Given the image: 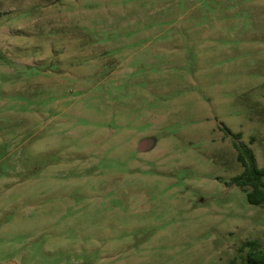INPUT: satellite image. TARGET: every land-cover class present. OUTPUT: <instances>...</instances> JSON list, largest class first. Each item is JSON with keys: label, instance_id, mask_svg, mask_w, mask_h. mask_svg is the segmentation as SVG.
<instances>
[{"label": "rangeland", "instance_id": "obj_1", "mask_svg": "<svg viewBox=\"0 0 264 264\" xmlns=\"http://www.w3.org/2000/svg\"><path fill=\"white\" fill-rule=\"evenodd\" d=\"M234 136L264 167V0H0V264L241 263Z\"/></svg>", "mask_w": 264, "mask_h": 264}, {"label": "trees", "instance_id": "obj_2", "mask_svg": "<svg viewBox=\"0 0 264 264\" xmlns=\"http://www.w3.org/2000/svg\"><path fill=\"white\" fill-rule=\"evenodd\" d=\"M225 129L231 133L229 128ZM234 145L238 150V159L244 166V170L232 178V183L247 193L248 201L251 204L261 205L264 203V167L258 166L253 150L238 142L236 137ZM244 249L248 250L241 263L238 258L234 257L228 264H264V247L260 242L248 240L241 246V250Z\"/></svg>", "mask_w": 264, "mask_h": 264}, {"label": "water", "instance_id": "obj_3", "mask_svg": "<svg viewBox=\"0 0 264 264\" xmlns=\"http://www.w3.org/2000/svg\"><path fill=\"white\" fill-rule=\"evenodd\" d=\"M155 145V140L152 138H145L140 143V149L151 148Z\"/></svg>", "mask_w": 264, "mask_h": 264}]
</instances>
